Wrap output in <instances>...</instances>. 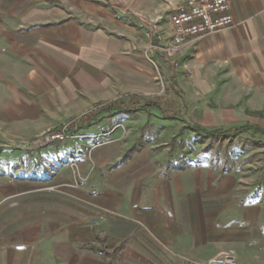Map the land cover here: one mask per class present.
<instances>
[{"label": "crops", "instance_id": "1", "mask_svg": "<svg viewBox=\"0 0 264 264\" xmlns=\"http://www.w3.org/2000/svg\"><path fill=\"white\" fill-rule=\"evenodd\" d=\"M229 2L235 25L185 48L190 71L172 74L190 106L179 131L186 122L210 130L264 112V0ZM149 41L105 0H0V264H107L97 248L111 243L122 251L118 264H190V256L248 248L249 236L233 238L245 222L234 216L227 174L174 164L154 144L129 140L90 154L89 139L69 140L41 152L64 160L49 181L38 174L10 183L13 171L5 174L11 152L3 144L21 132V115L47 116L37 131L98 101L159 94ZM100 116L82 128L135 127L132 113ZM75 163L89 174L79 188L69 184ZM246 258L239 260L253 264Z\"/></svg>", "mask_w": 264, "mask_h": 264}, {"label": "rangeland", "instance_id": "2", "mask_svg": "<svg viewBox=\"0 0 264 264\" xmlns=\"http://www.w3.org/2000/svg\"><path fill=\"white\" fill-rule=\"evenodd\" d=\"M105 1L116 14H119L123 19L131 21L149 38L148 49L152 51L151 58L153 61L151 63L155 74L159 76V94H123L115 99L98 101L87 109L68 115L57 125L41 127L37 131L32 129L33 126L40 123L43 124L49 118L42 115L39 120L33 122L28 119L29 116L21 115L23 120L21 121V132H10L3 144V147L11 152L8 154L9 156H6L5 163H3L9 167V169H4L5 174L13 171L10 183L24 176L36 177L38 174H42L43 179L46 181L57 176L59 167L64 160L58 158L52 160L41 152L44 148H51L57 144L62 145L69 140L80 141L89 139L91 144L87 147V151L90 154L98 150V148L114 146L109 144L129 140H137V148L145 143L154 144L159 149H164V151L168 149V154L174 164H189L203 169H210L221 177L223 174H227L228 178L223 180L222 183L224 185L226 183L228 187L231 186L234 191L233 198L237 208L234 210V216L243 218L241 221L242 223L245 222V225L239 226V232L235 229L233 238L234 240L246 239L249 236L247 241L248 248L244 250L246 253L238 250V257H244L245 255V258L247 257L246 259L253 264H264V112H249L247 113L248 120L246 121L244 120L230 127L220 126L210 130L203 129L192 122H186L181 125L184 129L179 133V123H183L182 118H184L185 111L190 107L187 100L180 98L178 93H176V89L171 85V82H174V85L179 87L172 74L181 64L175 66L174 63L165 60L164 55L155 49L154 46L159 41L157 36L159 33H165L166 35L169 33L170 14L179 5H182L185 0ZM162 74L163 80L160 77ZM168 86L172 88L171 91L168 90ZM131 95L136 96V98L127 97ZM150 99L162 102L164 104L163 111L153 108L151 109L153 110L152 114L151 110L122 112L135 115L136 118L133 122L135 127L132 130L125 124L122 126L120 122H107L106 125L95 127L92 131L82 128L86 125L89 127L97 124L100 114L113 112L109 111L108 108L117 101H121L120 106L135 107L146 103ZM74 106L75 110H77L78 104L76 105L75 103ZM177 115H180V118H177ZM106 116L108 117V115ZM171 116L174 117L170 118ZM235 117L233 116V118ZM100 118L104 117L100 116ZM242 125L248 126L246 127L248 129L239 134H226L224 136H210L202 131L197 132L189 129L191 126H197L207 132L221 130L228 132L233 131V127ZM64 128L68 136L64 141L40 143L39 140L42 137ZM17 149L21 150L20 161L19 155L15 151ZM80 153L82 154L83 152ZM3 168L0 170H3ZM72 168V182L69 184L79 188L84 181H87L89 174L83 175L76 163ZM35 171H39V173ZM60 185V183L58 185L47 184L46 187L50 190H57ZM102 247L104 248L103 245ZM105 248L107 253L112 255L107 258L104 257L107 264H118L117 258L113 257L116 252L113 245H107ZM192 258L191 256L187 258L190 264H192L190 262Z\"/></svg>", "mask_w": 264, "mask_h": 264}, {"label": "built area", "instance_id": "3", "mask_svg": "<svg viewBox=\"0 0 264 264\" xmlns=\"http://www.w3.org/2000/svg\"><path fill=\"white\" fill-rule=\"evenodd\" d=\"M236 20L230 8L229 0H185L174 9L169 17L170 31L159 33L158 43L154 46L164 59L175 66H182L190 71L185 48L192 51L198 40L235 25ZM191 53V52H190ZM176 58V59H174ZM66 129L56 130L39 141L53 143L67 138ZM37 142V141H36ZM192 264H241L237 251L233 248L218 252L208 259H190Z\"/></svg>", "mask_w": 264, "mask_h": 264}, {"label": "trees", "instance_id": "4", "mask_svg": "<svg viewBox=\"0 0 264 264\" xmlns=\"http://www.w3.org/2000/svg\"><path fill=\"white\" fill-rule=\"evenodd\" d=\"M171 85H172V87H174V89H176V93H178V95L180 96V98H183V91L179 88V87H177V85H174V82H171ZM171 87L170 86H168V90H170L171 91ZM127 97H132V98H136V96H134V95H131V96H127ZM138 98V97H137ZM120 103H121V101H117V102H115V103H113V104H111V106H109V111H120V112H126V111H132V112H143V111H150L151 109H153V108H156V109H158V110H160V111H163V109H164V104L162 103V102H160L159 100H154V99H150V100H148L146 103H144V104H140V105H137V106H135V107H133V106H120ZM175 114V113H174ZM173 114V115H174ZM174 116H171L170 118H173ZM169 118V117H168ZM246 127H248V126H245V125H242V126H235V127H233V131H228V132H225V131H223V130H221V131H212V132H207V131H204V130H202V129H200V128H198L197 126H191L189 129H191V130H193V131H197V132H204V133H206V134H208V135H210V136H217V135H221V136H224V135H226V134H239V133H242V132H244V131H246L248 128H246ZM184 129V127H182L181 129H180V132L179 133H181L182 132V130ZM109 246L110 245H113V247H115L116 246V244L115 243H111V244H108ZM105 247H107V245L106 246H104V248L101 246V247H99V248H97V250L105 257V258H107V257H110V256H112L111 254H108L107 253V251H106V248ZM116 252H115V254H113V257H116L117 258V261H119V260H121V258H122V251H121V249L119 248L118 249V247H116Z\"/></svg>", "mask_w": 264, "mask_h": 264}]
</instances>
